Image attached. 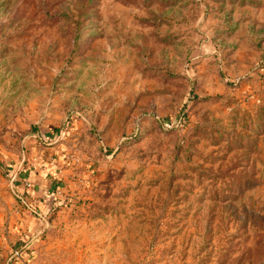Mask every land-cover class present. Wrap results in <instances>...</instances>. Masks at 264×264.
<instances>
[{
	"label": "rangeland",
	"instance_id": "rangeland-1",
	"mask_svg": "<svg viewBox=\"0 0 264 264\" xmlns=\"http://www.w3.org/2000/svg\"><path fill=\"white\" fill-rule=\"evenodd\" d=\"M13 249L264 264V0H0V264Z\"/></svg>",
	"mask_w": 264,
	"mask_h": 264
},
{
	"label": "built area",
	"instance_id": "built-area-1",
	"mask_svg": "<svg viewBox=\"0 0 264 264\" xmlns=\"http://www.w3.org/2000/svg\"><path fill=\"white\" fill-rule=\"evenodd\" d=\"M11 257L17 262V264H28L29 259H25L24 255L17 249H13Z\"/></svg>",
	"mask_w": 264,
	"mask_h": 264
},
{
	"label": "crops",
	"instance_id": "crops-1",
	"mask_svg": "<svg viewBox=\"0 0 264 264\" xmlns=\"http://www.w3.org/2000/svg\"><path fill=\"white\" fill-rule=\"evenodd\" d=\"M41 217V216H40ZM42 218V217H41ZM9 232L11 231V229H9L8 230ZM10 260H8V262H9ZM10 264H17V262H15V261H13V262H11Z\"/></svg>",
	"mask_w": 264,
	"mask_h": 264
}]
</instances>
